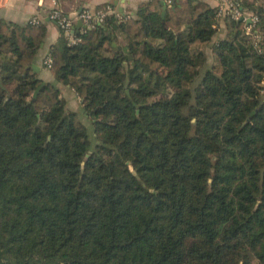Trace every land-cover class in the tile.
<instances>
[{
    "label": "trees",
    "instance_id": "obj_1",
    "mask_svg": "<svg viewBox=\"0 0 264 264\" xmlns=\"http://www.w3.org/2000/svg\"><path fill=\"white\" fill-rule=\"evenodd\" d=\"M164 5L60 29L54 81L46 24L0 20V264H264V49L227 16L205 68L215 8Z\"/></svg>",
    "mask_w": 264,
    "mask_h": 264
},
{
    "label": "crops",
    "instance_id": "obj_2",
    "mask_svg": "<svg viewBox=\"0 0 264 264\" xmlns=\"http://www.w3.org/2000/svg\"><path fill=\"white\" fill-rule=\"evenodd\" d=\"M150 0H0V20L15 22L18 24H26L32 18H38L41 23L47 26V35L45 41L41 45V49L37 55L33 68L39 73L45 81H54L55 77L51 70L45 65V59L49 56L50 47L53 44L59 43L61 30L56 21L51 19L50 14L54 8L62 9L66 14L75 18V25L72 29L74 35L80 34L84 25L80 24V19L76 17V13L81 12L85 8L91 10H99L107 4H111L117 12L131 13L135 16L138 6L143 2ZM208 3L212 7H216L222 0H200ZM264 4V0L260 1ZM229 26L224 18L218 21V32L213 40L206 44L211 47L216 41L229 36ZM121 38V37H120ZM123 39V38H122ZM204 49V44H199ZM62 96L67 100V103L74 105L73 100H78V108L81 110L79 97L71 87L59 84ZM70 108L74 109L75 106ZM78 111V109H76Z\"/></svg>",
    "mask_w": 264,
    "mask_h": 264
},
{
    "label": "built area",
    "instance_id": "obj_3",
    "mask_svg": "<svg viewBox=\"0 0 264 264\" xmlns=\"http://www.w3.org/2000/svg\"><path fill=\"white\" fill-rule=\"evenodd\" d=\"M163 2L167 7H172L174 4V0H163ZM214 8L219 19L229 16L233 20L244 21V33L250 38L254 48L260 52L264 49V32L260 28V17L258 14L247 10H242L240 3L236 0H222L219 5ZM111 15H115L120 21L126 20L132 16V14L129 12H117L111 4H107L99 10L85 8L81 12L76 13V17L80 19L84 25L81 32L85 31L86 29L95 28L97 25L105 22V20ZM50 17L51 19L55 20L59 28L65 32V35L71 44H76L77 42L81 41L80 38H77L76 35L72 33V29L75 25V18H73V16L66 14L60 8H54L50 14ZM29 22L32 24H39L40 20L35 17ZM45 65L49 69L52 67L53 58L50 55L45 59ZM262 84L264 85V81ZM262 92L264 93V88Z\"/></svg>",
    "mask_w": 264,
    "mask_h": 264
},
{
    "label": "rangeland",
    "instance_id": "obj_4",
    "mask_svg": "<svg viewBox=\"0 0 264 264\" xmlns=\"http://www.w3.org/2000/svg\"><path fill=\"white\" fill-rule=\"evenodd\" d=\"M236 1H238V0H236ZM260 1H263V0H260ZM228 18H230V17H228ZM204 51L206 52V55H207V62H206L205 68H208V67H211L212 64L215 62V57H214V54H213L212 47H209V46L207 47V45H206V46H204ZM174 90H176V86L174 84H170L169 85V91L170 92H173ZM159 98H161L163 100H167L168 99V96L161 95ZM73 102H74V105H72L71 103H68V106L69 107L75 106L74 110L78 109L79 114L82 113L81 110H79L78 105H77L78 104V100L77 99H74ZM79 102H81L80 101V98H79ZM80 117H81V119L83 121L86 122V124L88 126V130H89V134L92 133L93 127L90 124V120L87 117H85V115H83V114H81Z\"/></svg>",
    "mask_w": 264,
    "mask_h": 264
},
{
    "label": "water",
    "instance_id": "obj_5",
    "mask_svg": "<svg viewBox=\"0 0 264 264\" xmlns=\"http://www.w3.org/2000/svg\"><path fill=\"white\" fill-rule=\"evenodd\" d=\"M166 12H167V6L164 5V6H163V11H162V17H163V18H165ZM82 23H83V22L80 20V24H82ZM56 45L59 46V43H57ZM119 47H120V48H123V50H124L125 52H128V49H127L126 47H122V46H119ZM63 55H64L65 59L67 60V55H66L65 52H63ZM130 58H132L131 55H130ZM67 63H68V60H67Z\"/></svg>",
    "mask_w": 264,
    "mask_h": 264
}]
</instances>
